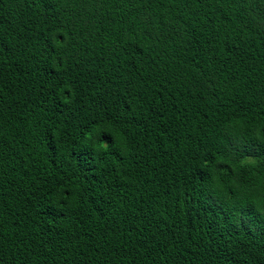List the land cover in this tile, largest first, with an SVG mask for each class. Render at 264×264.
<instances>
[{
  "label": "trees",
  "instance_id": "trees-1",
  "mask_svg": "<svg viewBox=\"0 0 264 264\" xmlns=\"http://www.w3.org/2000/svg\"><path fill=\"white\" fill-rule=\"evenodd\" d=\"M261 177L264 0H0V264H264Z\"/></svg>",
  "mask_w": 264,
  "mask_h": 264
},
{
  "label": "snow or ice",
  "instance_id": "snow-or-ice-1",
  "mask_svg": "<svg viewBox=\"0 0 264 264\" xmlns=\"http://www.w3.org/2000/svg\"><path fill=\"white\" fill-rule=\"evenodd\" d=\"M232 145L236 152H244L248 153L249 155L255 154V147L251 144H236L234 141H232ZM260 185L261 188L264 189V177L260 178Z\"/></svg>",
  "mask_w": 264,
  "mask_h": 264
},
{
  "label": "clouds",
  "instance_id": "clouds-1",
  "mask_svg": "<svg viewBox=\"0 0 264 264\" xmlns=\"http://www.w3.org/2000/svg\"><path fill=\"white\" fill-rule=\"evenodd\" d=\"M57 43H59V41H57ZM100 147H106V145L104 144H101Z\"/></svg>",
  "mask_w": 264,
  "mask_h": 264
}]
</instances>
